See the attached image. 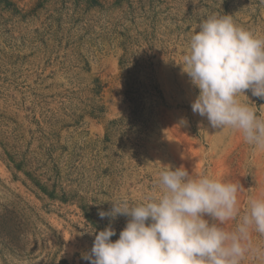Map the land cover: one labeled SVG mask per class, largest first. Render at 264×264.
<instances>
[{"label":"rangeland","instance_id":"rangeland-1","mask_svg":"<svg viewBox=\"0 0 264 264\" xmlns=\"http://www.w3.org/2000/svg\"><path fill=\"white\" fill-rule=\"evenodd\" d=\"M212 15L264 38V0H0V264H90L92 231L128 219L99 211L158 195L167 166L240 185L226 230L264 198V152L191 108L181 62Z\"/></svg>","mask_w":264,"mask_h":264},{"label":"clouds","instance_id":"clouds-1","mask_svg":"<svg viewBox=\"0 0 264 264\" xmlns=\"http://www.w3.org/2000/svg\"><path fill=\"white\" fill-rule=\"evenodd\" d=\"M181 64L199 89L193 113L213 128L235 130L264 152V117L239 99L246 91L264 99V38L237 27L230 15H212L191 36ZM157 185L159 194L146 202L112 200L110 210L99 211L101 219H128L115 241L111 225L92 231L93 245L83 259L90 264H241L247 256L264 258V249L252 241L253 232L264 236V198L251 199L235 229L226 230L223 225L240 214L239 184L167 166Z\"/></svg>","mask_w":264,"mask_h":264},{"label":"trees","instance_id":"trees-1","mask_svg":"<svg viewBox=\"0 0 264 264\" xmlns=\"http://www.w3.org/2000/svg\"><path fill=\"white\" fill-rule=\"evenodd\" d=\"M96 1V0H95ZM9 159L12 161V162H14V165H15V168L17 169V170H22V169H24V167L26 166V163H25V161L24 162H16L17 160L15 159V157H13V156H10L9 157ZM25 172H26V174H28V175H31V173L29 172V170H25ZM36 183H38V185H41V183H40V181H36ZM44 190L45 191H49L48 190V188H44ZM55 190H57V188L55 187V189L53 190V191H49L48 193H49V195L50 196H52V197H56V192H55ZM63 195H64V198L62 197V199L63 200H66L67 199V192H65V191H63Z\"/></svg>","mask_w":264,"mask_h":264}]
</instances>
